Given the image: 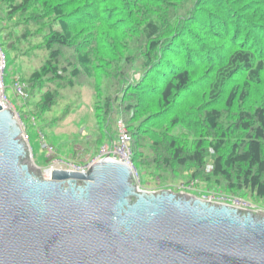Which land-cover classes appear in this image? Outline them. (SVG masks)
I'll list each match as a JSON object with an SVG mask.
<instances>
[{
  "label": "trees",
  "instance_id": "trees-1",
  "mask_svg": "<svg viewBox=\"0 0 264 264\" xmlns=\"http://www.w3.org/2000/svg\"><path fill=\"white\" fill-rule=\"evenodd\" d=\"M66 2L0 0L2 49L14 60L45 53L30 75L14 70L10 80L27 85L26 115L43 118L66 89L89 86L103 139L89 153L115 140L112 123L123 119L137 168L264 205V0ZM181 124L193 130L192 146L172 134Z\"/></svg>",
  "mask_w": 264,
  "mask_h": 264
},
{
  "label": "water",
  "instance_id": "water-1",
  "mask_svg": "<svg viewBox=\"0 0 264 264\" xmlns=\"http://www.w3.org/2000/svg\"><path fill=\"white\" fill-rule=\"evenodd\" d=\"M32 160L0 99V264H264V211L141 190L118 160L47 177Z\"/></svg>",
  "mask_w": 264,
  "mask_h": 264
},
{
  "label": "rangeland",
  "instance_id": "rangeland-1",
  "mask_svg": "<svg viewBox=\"0 0 264 264\" xmlns=\"http://www.w3.org/2000/svg\"><path fill=\"white\" fill-rule=\"evenodd\" d=\"M56 1L58 0H55V2ZM66 4L67 8L72 5L70 0H68ZM3 41L6 42L4 39ZM1 42L0 51L6 62V69L4 73L5 78L8 63L7 58L10 63H12V67L10 68L11 77L9 78L8 83L9 87L5 89L4 94L10 102H8V104L10 105L9 108H16V117L21 121L23 132L24 134H27L26 136H28L29 139L28 141H26L30 144L33 154L32 163L36 164L40 168L38 173L42 177H47L45 170L48 169L49 166L56 163L55 161H53L56 158H59L64 162L76 164L79 166L87 165L92 160L97 158L98 154L100 153L99 151L93 154L88 152L92 148L100 146V143L103 141V139H98L100 136V130L94 129L95 119L93 115V90L89 86L81 85L66 89L64 97L61 99L58 105L53 107V111L47 112L43 116V118H38L36 121H34V117L31 118L30 116L26 115V102L21 101V99L16 96L12 89L14 83H11L10 80H13L12 78L14 76V70H20L24 75L28 76L34 69L40 67L43 63V59L45 58L44 50H42L41 48H36L32 51V56L30 58H21L19 56L17 60H14V54L12 50L7 46L5 47L6 51L2 49V46L4 45ZM36 45H38V42L35 44V46ZM135 77L139 78L140 75L137 74ZM15 80H17V78H15ZM204 90H206V88ZM204 90L202 92H199V95H197L195 98H197L198 100H201L202 97L204 98ZM257 95V93H253V97H251V99L256 98ZM39 100L40 96L37 95L32 98L31 103L35 104ZM68 106H71V113L65 119L60 121L58 125L52 127L48 122H50V120L54 118L53 116L61 113ZM18 109L20 110V112H22V114H24V121L22 120L21 113L18 111ZM183 110L184 109H182L181 111ZM186 111L187 109L184 111V113ZM189 111L187 114H189V118L194 121V117L190 114ZM115 124L116 123H112V128L114 130L112 134L113 137L116 138L117 126ZM40 129L44 132L45 136L41 135ZM171 132L174 136L179 137V140H181L180 142H186L192 146L195 139L193 130H190V128L181 124L174 127ZM45 143H47L49 146L52 145L54 147L53 152L49 149V146L44 147ZM51 157L53 159L48 162V158ZM56 166L64 167L66 165H64L62 161H59ZM135 170V179L141 190L150 192L171 190L175 193L193 195L207 201L211 199L212 201L217 203H228L234 206L238 205L243 207L241 208L243 210L264 211V205L257 204L256 202H253L245 197L233 194L231 195V193H227L223 190L207 186V184H204L202 181L199 183L197 181H193L191 183H182V180L179 179H177V181L173 180V182L168 179L164 181L163 178L157 174V172L154 173L153 171L152 173V170H150L148 167L140 166V168H137L135 166Z\"/></svg>",
  "mask_w": 264,
  "mask_h": 264
},
{
  "label": "built area",
  "instance_id": "built-area-1",
  "mask_svg": "<svg viewBox=\"0 0 264 264\" xmlns=\"http://www.w3.org/2000/svg\"><path fill=\"white\" fill-rule=\"evenodd\" d=\"M5 69H6V62L3 58V56L1 55V60H0V89H1V95H0V99L1 102L3 103L4 106L6 107H10V105L8 104L9 100L7 99V97H5V89L8 88L5 82V77H4V73H5ZM12 89L14 91V93L16 94V96L18 98L21 99V101L26 102L27 98H28V91H27V85L21 81L19 78H17V80H15ZM3 94V96H2ZM22 102V103H23ZM10 103V102H9ZM15 107H14V111H15ZM16 113V111H15ZM22 124V123H21ZM27 134L23 132V137H25V139L28 141V136H26ZM132 135L130 133V130L127 126V123L125 122V120L123 119H119L117 122V136L115 138V140L109 142V143H105L101 149H100V153L98 154V157L95 158L94 160H92L89 164L84 165V166H79L76 164H70L67 162H64L63 160L56 158L53 161H55L56 163L49 166L48 169H46V174L49 176L51 174V171L55 168H61V169H68V170H76V171H82V172H87L88 169L90 168L91 164H93L94 162H97L99 160L102 159H113V160H118L121 161L123 163H126L128 165H130L133 170H134V175L136 177V170H135V165H134V161H133V147H132ZM49 146L47 143H45L44 147ZM49 149L52 150L53 152V147L49 146ZM59 161H62V163H64V165L66 166H56ZM209 201H212L211 199H209ZM228 204V203H227ZM234 206V205H232ZM238 208H243L241 206H235Z\"/></svg>",
  "mask_w": 264,
  "mask_h": 264
},
{
  "label": "bare ground",
  "instance_id": "bare-ground-1",
  "mask_svg": "<svg viewBox=\"0 0 264 264\" xmlns=\"http://www.w3.org/2000/svg\"><path fill=\"white\" fill-rule=\"evenodd\" d=\"M0 94H1V89H0Z\"/></svg>",
  "mask_w": 264,
  "mask_h": 264
}]
</instances>
